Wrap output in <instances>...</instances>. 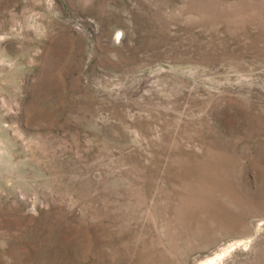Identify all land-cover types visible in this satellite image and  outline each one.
Here are the masks:
<instances>
[{
    "label": "rangeland",
    "instance_id": "obj_1",
    "mask_svg": "<svg viewBox=\"0 0 264 264\" xmlns=\"http://www.w3.org/2000/svg\"><path fill=\"white\" fill-rule=\"evenodd\" d=\"M262 7L0 0V264H264Z\"/></svg>",
    "mask_w": 264,
    "mask_h": 264
},
{
    "label": "bare ground",
    "instance_id": "obj_2",
    "mask_svg": "<svg viewBox=\"0 0 264 264\" xmlns=\"http://www.w3.org/2000/svg\"><path fill=\"white\" fill-rule=\"evenodd\" d=\"M262 8H264V7H262ZM261 9V8H260ZM264 11V10H263ZM256 12V11H255ZM253 13V12H252ZM256 16V15H255ZM256 18V17H255ZM260 19V18H259ZM264 19V18H263ZM210 188H211V186H210ZM225 189V188H224ZM216 192V191H215ZM230 192V191H229ZM227 193H228V191H227ZM226 193V194H227ZM225 194V193H224ZM234 194V193H233ZM230 195V194H229ZM233 197H234V195H233ZM196 199V198H195Z\"/></svg>",
    "mask_w": 264,
    "mask_h": 264
}]
</instances>
